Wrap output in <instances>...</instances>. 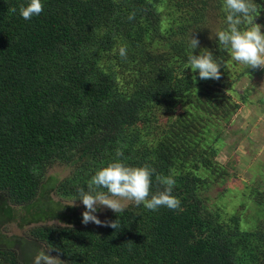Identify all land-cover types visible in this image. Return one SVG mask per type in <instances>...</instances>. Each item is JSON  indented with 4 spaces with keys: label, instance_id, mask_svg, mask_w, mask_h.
Listing matches in <instances>:
<instances>
[{
    "label": "trees",
    "instance_id": "1",
    "mask_svg": "<svg viewBox=\"0 0 264 264\" xmlns=\"http://www.w3.org/2000/svg\"><path fill=\"white\" fill-rule=\"evenodd\" d=\"M194 1L43 0V12L25 20L13 11L24 0H0V215L33 203L57 162L72 173L55 190L77 198L117 149L156 169L152 192L162 188L158 175L173 176L181 201L175 210L133 204L101 230L81 218L36 229V245L59 264H264V224L243 229L239 216L225 220L207 205L209 185L228 174L211 135L240 108L227 82L240 76L230 52L199 32L207 11L224 19L223 0H196L199 9ZM193 31L222 60L219 80H192ZM29 260L0 248V264Z\"/></svg>",
    "mask_w": 264,
    "mask_h": 264
},
{
    "label": "rangeland",
    "instance_id": "2",
    "mask_svg": "<svg viewBox=\"0 0 264 264\" xmlns=\"http://www.w3.org/2000/svg\"><path fill=\"white\" fill-rule=\"evenodd\" d=\"M193 4L197 9L201 8L196 0ZM193 10L186 9L190 13ZM203 16L204 23L199 26V32L201 36L204 34L205 41L214 38L215 32L223 27L224 19L215 10H209ZM255 22L264 26V6ZM228 65L235 76H240L239 80L231 76L227 80L233 82L235 92L231 93L240 108L229 123L221 122L218 135L215 132L211 135L217 151L215 160L227 168L228 174L209 185L207 205L225 220L239 216L243 229L253 230L264 224V68L249 69L233 62L232 58ZM241 94L246 101L241 100ZM71 173L72 168L60 162L48 165L47 177L38 198L28 205L11 206L9 218L5 214L0 215L4 216L0 218V248L13 249L20 256L23 253L34 264L39 252H47L45 244L35 243L33 232L36 229L68 226L79 218L83 221L85 206L82 202L62 197L55 190L58 183ZM259 197L262 199L260 204ZM133 204V201H128L124 209ZM113 213L112 209L104 207L97 213L102 223L90 221L83 224L95 230L104 229Z\"/></svg>",
    "mask_w": 264,
    "mask_h": 264
},
{
    "label": "clouds",
    "instance_id": "3",
    "mask_svg": "<svg viewBox=\"0 0 264 264\" xmlns=\"http://www.w3.org/2000/svg\"><path fill=\"white\" fill-rule=\"evenodd\" d=\"M222 9L225 13L223 27L215 32L214 38L218 47L223 46L230 52L233 62L249 69L264 68V26L255 22L260 15L261 5L256 0H223ZM44 10L43 0H24L19 8L13 11L25 20L39 16ZM135 12L128 14V20L135 19ZM188 38L190 52L187 56V67L191 68L194 75L193 81L219 80L223 66L212 50L200 48L199 40L193 35ZM200 49L198 54L194 50ZM121 59L128 56V45L121 43L118 46ZM185 69V68H184ZM183 69V71H184ZM198 74V77H197ZM123 152L117 149L111 162L99 167L91 175L89 183L78 190L77 198L85 206L82 213L83 222L102 223L97 213L104 207L118 213L124 210L128 201H133L136 206L157 211L161 207L178 209L180 199L173 194L176 179L173 176H159L161 190L152 192V177L156 169L149 165H132L122 159ZM116 228L115 222L111 223ZM60 259L52 256L50 250L39 252L34 258V264H59Z\"/></svg>",
    "mask_w": 264,
    "mask_h": 264
}]
</instances>
